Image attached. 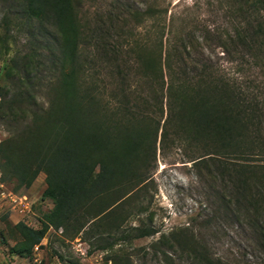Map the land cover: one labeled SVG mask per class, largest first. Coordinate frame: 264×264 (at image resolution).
Segmentation results:
<instances>
[{
  "label": "trees",
  "instance_id": "obj_1",
  "mask_svg": "<svg viewBox=\"0 0 264 264\" xmlns=\"http://www.w3.org/2000/svg\"><path fill=\"white\" fill-rule=\"evenodd\" d=\"M11 1L16 5L3 25L7 33H29L31 49L8 63L14 85H0V119L19 124L0 141L3 180L27 189L46 173L42 197L53 202L39 225L22 219L11 226L12 254L31 257L35 245L60 228L61 236L94 239L99 249L156 234L139 226L127 233L125 226L152 181L158 146L184 149L220 208L264 239V96L239 71L195 57L201 46H216L229 62L264 60V0H231L233 32L176 31L162 22L166 11L157 6L127 7V20L149 22V29L134 27L116 44L106 42L113 32L102 17L87 22L86 36L82 0ZM107 17L119 19L113 12ZM83 40L88 49L82 58ZM46 49L56 73L41 77ZM45 86L46 105H39L35 90ZM154 245L180 250L196 264H225L188 228L162 233ZM108 263L129 264L130 258L113 253Z\"/></svg>",
  "mask_w": 264,
  "mask_h": 264
},
{
  "label": "rangeland",
  "instance_id": "obj_2",
  "mask_svg": "<svg viewBox=\"0 0 264 264\" xmlns=\"http://www.w3.org/2000/svg\"><path fill=\"white\" fill-rule=\"evenodd\" d=\"M230 2L231 0H82L80 13L86 36L87 22L94 25V21L102 17L107 22L105 28L108 26L113 32V36L106 42L116 44L124 43V37L134 27H137L135 32L149 29V22L138 26L136 20H127V16L130 17L125 15L127 7L144 11L148 6H157L161 11H166L162 22L167 26L172 23L176 31L202 33L217 29L233 32L236 23L233 13H229L228 8L232 6ZM15 5L11 0H0V85L10 87L14 85L12 82L16 79V74H12L14 76L10 78L7 72L8 63L13 64V57L19 54L21 56L31 49L29 33L19 28H13L7 33L3 25L4 14ZM110 12L119 19H108ZM14 13L15 11L11 12L13 16ZM86 41L83 40L80 47L82 58L87 57ZM52 46L55 47L51 42ZM45 55L48 58H45L46 63L40 67L41 77L56 73L52 71L50 49H46ZM195 57L210 59L231 73L239 71V77L251 82L255 91L264 96V60L256 62L238 59L229 62L223 49L216 46L215 50L201 46L195 52ZM109 72V69L105 71L104 76L106 82L111 83L113 78L109 76ZM112 84L109 85V90L115 87V83ZM47 88L48 86L38 87L35 90L39 105H46ZM15 91L16 89L11 91V95ZM14 124L7 119H0V141L19 125ZM188 160L181 147L168 148L163 152L158 146L157 162L151 170L152 181L140 192L142 197L134 202V214L125 226L127 233L131 232V227L139 226L154 229L156 234L134 238L131 242L119 241L112 249L96 248L91 245L93 239L87 241V245L83 243L88 253L81 257L74 249L77 238H66L55 231L47 234L43 247L37 254L34 252L31 257L12 254L11 248L15 240L12 238L14 229L11 226L22 219L39 225V219L53 207V202L42 197L47 186L46 173H41L30 188L17 190L14 181L3 180L0 160V264H70V260L80 264H105L106 257L113 253L129 257V264H196L187 254L180 253V250L169 249L168 246L158 248L154 245L162 233L182 231L185 228L207 245L214 258H220L225 264H264V239L245 220H238L233 213L228 214L224 208H220L208 178H200L193 170L192 162ZM11 192L26 196L24 199L31 206L26 216L23 217L11 201ZM142 206L145 210L141 209Z\"/></svg>",
  "mask_w": 264,
  "mask_h": 264
},
{
  "label": "built area",
  "instance_id": "obj_3",
  "mask_svg": "<svg viewBox=\"0 0 264 264\" xmlns=\"http://www.w3.org/2000/svg\"><path fill=\"white\" fill-rule=\"evenodd\" d=\"M25 197H26V196H19V195L15 194V193H12V192L10 193V199H11V201L13 202V204H14L16 207H18L17 209L19 210V213H20L23 217L26 216V215L28 214V212L31 210V209H30V208H31L30 204L27 203L26 199H24ZM62 231H63V229L60 228L57 232H58V233H62ZM76 240H77V241H76V244H75V246H74V249H75L77 255H78L79 257H81V256H86L87 253H88V251H87V249L85 248V247H86L85 245H87V243L84 242V241H82V239H81L80 237L77 238ZM83 243H84L85 245H84ZM42 244H43V242H42ZM42 244H36V245H35V247H34V252H35V254H37L38 251L41 249Z\"/></svg>",
  "mask_w": 264,
  "mask_h": 264
}]
</instances>
